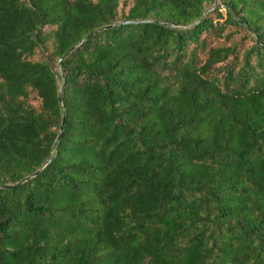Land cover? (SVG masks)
<instances>
[{"label": "trees", "instance_id": "obj_1", "mask_svg": "<svg viewBox=\"0 0 264 264\" xmlns=\"http://www.w3.org/2000/svg\"><path fill=\"white\" fill-rule=\"evenodd\" d=\"M48 158L0 264H264V0H0V185Z\"/></svg>", "mask_w": 264, "mask_h": 264}, {"label": "water", "instance_id": "obj_2", "mask_svg": "<svg viewBox=\"0 0 264 264\" xmlns=\"http://www.w3.org/2000/svg\"><path fill=\"white\" fill-rule=\"evenodd\" d=\"M208 11V9L205 11V12H207ZM79 44V43H78ZM78 44H76V45H74L66 54H64L62 57H60L59 59H58V65H60L61 63H62V61H63V59L67 56V55H69L70 53H71V51L78 45ZM62 95H63V88H61L60 89V94H59V102H60V104H62ZM64 123H65V114H63V116H62V122H61V125H60V132H59V134H58V136H57V139L55 140V143H54V147H57L58 146V144H59V142H60V139H61V137H62V135H63V131H64ZM52 160V158H48L43 164H42V166L38 169V170H36V171H34L32 174H30V175H28L27 177H25V178H23V179H21L20 181H18V182H16V183H14V184H7V185H0V187H2V188H13V187H16V186H19L21 183H23L25 180H27V179H29V178H32L33 176H35L36 174H38L48 163H50V161Z\"/></svg>", "mask_w": 264, "mask_h": 264}]
</instances>
